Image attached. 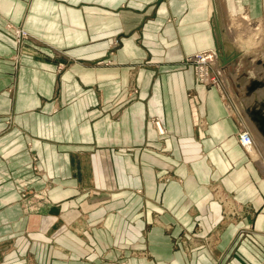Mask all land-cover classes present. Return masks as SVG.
Returning <instances> with one entry per match:
<instances>
[{
  "label": "crops",
  "instance_id": "0c3cea01",
  "mask_svg": "<svg viewBox=\"0 0 264 264\" xmlns=\"http://www.w3.org/2000/svg\"><path fill=\"white\" fill-rule=\"evenodd\" d=\"M242 13L264 21V0H0V243L29 225L10 205L24 182L47 188L53 215L110 197L105 215L47 219L54 264H264V171L237 140L227 91L180 64L217 43L238 65L253 59L227 26ZM9 23H23L45 54L21 55L18 71ZM212 181L242 203L237 218L218 215ZM191 234L190 251L176 245Z\"/></svg>",
  "mask_w": 264,
  "mask_h": 264
},
{
  "label": "rangeland",
  "instance_id": "374dc122",
  "mask_svg": "<svg viewBox=\"0 0 264 264\" xmlns=\"http://www.w3.org/2000/svg\"><path fill=\"white\" fill-rule=\"evenodd\" d=\"M246 15V17H245ZM230 22H227V26L229 25V31L233 33L235 43L240 44L243 48L245 47L246 52H250V54L253 52L254 56H258L260 54L261 49L264 46V40L263 42H259L256 44H253L252 46L246 45V37L249 36V32H252L257 26V24L263 20H257V21H251L247 14H233L231 16ZM262 26V25H261ZM8 29L12 31L13 40L16 43L17 49L15 53H13L10 56L12 67L15 71H18V66L20 63V56L26 53H40L41 55H45L42 51L39 49H35V47L31 44V41L33 40L32 35L29 33V31L24 27L23 23L20 24H12L9 23L7 25ZM264 30V26H263ZM264 36V31H263ZM113 45H116V42H114ZM260 50V51H259ZM203 52L204 55L202 58L199 55V53ZM211 54V50L204 49L201 51H195L192 53H188L184 55V57L181 59L180 64L192 66L194 70L195 79L199 83H201L204 86L208 87H216L220 90V92L225 96V90L227 91L226 96L228 98V102L232 107V111L234 114L238 116V119L242 118V114L239 112V106L234 100L232 91L229 86V82L227 81V77L223 74L219 73L216 69L217 64L220 65L221 61L220 59L217 61V64L213 61H210L208 56ZM199 55V56H198ZM204 57H207L204 60ZM200 58V59H199ZM202 59V60H201ZM111 59H103L95 63L96 65H108L110 64ZM200 61V62H199ZM56 72L61 75L63 74L71 65L73 60L66 59V60H57L56 61ZM240 64V63H239ZM238 65V64H237ZM204 68L206 70L204 76L200 75V70ZM238 69V66L236 67ZM202 74V73H201ZM203 75V74H202ZM130 93H136L137 88L135 86H132L130 88ZM202 118L198 117V125L201 126V123L203 125V122H201ZM156 122V121H155ZM12 120L10 119L8 121V124H11ZM246 123V122H245ZM243 122V119L240 121L239 130L237 132V140L240 143V137L239 133L245 129L246 125ZM198 131V134L204 136V131L200 132ZM241 144V143H240ZM257 145V146H256ZM257 149V152L259 154V158L255 159L247 149L242 145V147L248 152L249 155L252 156L253 159L256 160L257 163L260 164L261 169L264 171V148H262L259 144L254 145ZM37 167V166H36ZM15 187L18 192V178H15ZM20 190H19V198L16 200H11L10 205H13L14 203H19L21 207V211L24 214V216L27 217L29 220V225H25L24 228H11V235H10V242L2 245L0 243V264H54V260H57L56 258H50L51 260H48L46 258V255L49 254L46 250L45 241L47 240L48 234L46 233L48 230L46 228L47 219H69V218H81L86 219L90 214H92L95 211V208H100L103 210L104 215L106 212V202L109 200L110 197H102L103 201H101V197H98L97 201H94L95 196H87L83 201H79L77 203V211H68L65 213L62 212L61 209H58L57 212H55V215L48 214L46 212L47 205L49 204V196H48V190L46 187H43L41 189H33L28 187V185L24 182L19 184ZM210 193L211 198L210 202L215 204L220 212L218 215L222 218H231L235 219L237 218L239 214L240 205L242 203H239L236 201L231 195H229L222 184L219 181H212L207 184ZM241 211V210H240ZM63 215L65 217H63ZM55 216V217H54ZM87 216V217H86ZM101 217H99L100 219ZM84 219V220H85ZM44 225V226H42ZM64 226V225H63ZM63 229V227H60ZM59 228V229H60ZM68 229V228H67ZM40 231L43 232L39 234L38 239L31 238L32 233L35 234L36 232ZM74 230L77 233L85 234L87 231L90 230V227L83 228H77V226L74 227ZM200 227L196 228V232L200 231ZM15 231H18V234H16ZM63 231V230H62ZM48 241V240H47ZM197 239L196 236L191 234V236L187 237L185 235H182V237H178V239L175 240L177 243L176 245H181L185 251H190L191 248H193L196 244ZM175 244V243H174ZM54 247V245H53ZM57 247V245H56ZM121 250V249H120ZM33 251H37L39 254V260L35 258ZM61 249L52 250L54 256L62 257V254L59 252ZM123 251H121V254ZM131 253L135 256H146L147 251L144 250H137L133 249ZM53 260V261H52ZM40 261V262H38Z\"/></svg>",
  "mask_w": 264,
  "mask_h": 264
},
{
  "label": "bare ground",
  "instance_id": "6f19581e",
  "mask_svg": "<svg viewBox=\"0 0 264 264\" xmlns=\"http://www.w3.org/2000/svg\"><path fill=\"white\" fill-rule=\"evenodd\" d=\"M263 26L264 22L261 23L260 21L257 26H255L254 30L252 32H249V36L246 37V45L252 46L253 44L259 43L261 41L263 42ZM218 37V41L221 42V37L219 34ZM219 47L220 46L217 43L216 46L209 48L211 50V54L208 56V58L210 61H213L216 64L219 59L221 61L220 65L217 64L216 69L219 73L227 77L226 79L229 82L233 98L234 100H236L239 106L240 114H242L241 119H243L244 123L246 122V149L249 154H251L255 159H258L259 154L254 145L257 143L262 148H264V135L259 130L257 124L252 120L248 109L256 104H259V102L264 98V84L262 86H258L252 91H248V88L253 79L264 81V46L261 49L260 54L258 56H254L251 60L247 59L246 55L243 56L242 63L238 65V69L236 68L238 64V62L236 61L238 53L230 51L229 55H226V50L221 51ZM199 55L201 56V58L204 56L202 53H199ZM206 58L207 57H204V60ZM205 72L206 70L202 68L199 73L201 76H204ZM228 107L230 110H232L230 104H228Z\"/></svg>",
  "mask_w": 264,
  "mask_h": 264
},
{
  "label": "water",
  "instance_id": "95a60500",
  "mask_svg": "<svg viewBox=\"0 0 264 264\" xmlns=\"http://www.w3.org/2000/svg\"><path fill=\"white\" fill-rule=\"evenodd\" d=\"M263 84V80L253 79L249 85L248 91H252L253 89L257 88L258 86H262ZM248 111L252 120L257 124L259 130L264 135V98L259 102V104L250 107Z\"/></svg>",
  "mask_w": 264,
  "mask_h": 264
},
{
  "label": "built area",
  "instance_id": "2783aa9c",
  "mask_svg": "<svg viewBox=\"0 0 264 264\" xmlns=\"http://www.w3.org/2000/svg\"><path fill=\"white\" fill-rule=\"evenodd\" d=\"M203 53V52H201ZM200 62V61H199ZM247 131L245 129H243L240 133H239V137H240V143L241 145H243L245 148H246V145H245V137H247L246 135Z\"/></svg>",
  "mask_w": 264,
  "mask_h": 264
}]
</instances>
